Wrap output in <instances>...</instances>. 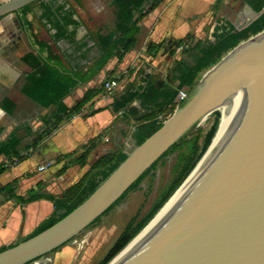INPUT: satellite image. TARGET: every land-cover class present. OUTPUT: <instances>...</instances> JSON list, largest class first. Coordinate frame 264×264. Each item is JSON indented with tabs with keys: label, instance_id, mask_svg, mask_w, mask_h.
I'll list each match as a JSON object with an SVG mask.
<instances>
[{
	"label": "crops",
	"instance_id": "0c3cea01",
	"mask_svg": "<svg viewBox=\"0 0 264 264\" xmlns=\"http://www.w3.org/2000/svg\"><path fill=\"white\" fill-rule=\"evenodd\" d=\"M43 3L44 0H38L37 5L31 7L29 4L21 10L20 26L14 15L0 22V146L12 132L19 139L16 154L0 153V250L30 237L54 212V204L49 199L23 201V198H28L31 191L62 197L89 171L98 157L123 147L122 143L134 132L137 114L144 111L139 99L131 104L136 108L135 112L128 109L115 111L114 98L100 90L79 112L63 119L50 131L47 129L44 120L53 115L56 105L43 106L25 93L33 71L31 55L38 57L40 51L41 58L49 57L67 73L81 77L95 62L99 48L95 36L88 34L83 12L79 11L81 8L67 5L49 7L48 10L42 7ZM92 4V15H107L103 0H94ZM148 7L145 4L142 11L134 48L121 61L112 57L90 80L79 81L64 97L66 106L76 104L87 90L100 89L98 80L104 73L110 74L105 80L118 76L122 88L129 84L143 88L157 80H163L162 85L169 83L177 61L169 65L166 55L174 57L173 47L179 41L190 47L188 51H178L185 52L187 59L183 62L189 63L198 53L193 48L195 44L205 45L215 35L241 29L259 16L246 0H161L152 10ZM110 10L113 23L108 31L116 27L115 7ZM70 15L74 23L68 24L65 35L57 38L54 21ZM145 42L146 48L150 42L161 43L159 54L150 56L147 49L142 54ZM145 60L151 64L142 63ZM129 69L130 74L127 73ZM124 74L126 76L122 78ZM178 100L179 95L176 102ZM161 118L159 115L158 119ZM87 147L90 151L83 159ZM12 155L24 156L17 165L5 167L4 163ZM47 163L46 168L39 170ZM7 185L9 191L4 189ZM74 245L64 244L52 251L45 261L41 259L34 263L73 264V254L80 247V244L76 248Z\"/></svg>",
	"mask_w": 264,
	"mask_h": 264
},
{
	"label": "water",
	"instance_id": "95a60500",
	"mask_svg": "<svg viewBox=\"0 0 264 264\" xmlns=\"http://www.w3.org/2000/svg\"><path fill=\"white\" fill-rule=\"evenodd\" d=\"M34 1L0 0V22L12 15L18 22L21 9ZM162 83L157 80L156 87ZM239 91L244 93L241 110L200 174L119 264H264V29L230 49L206 70L160 128L72 211L37 234L1 250L0 264L45 261L44 255L64 244L77 243L75 236L101 218L205 115Z\"/></svg>",
	"mask_w": 264,
	"mask_h": 264
},
{
	"label": "trees",
	"instance_id": "16d2710c",
	"mask_svg": "<svg viewBox=\"0 0 264 264\" xmlns=\"http://www.w3.org/2000/svg\"><path fill=\"white\" fill-rule=\"evenodd\" d=\"M160 1L161 0H113L112 4L116 10V27L114 30L108 31L104 34L100 33L96 36L99 54L97 55L95 62L85 70L81 77H78L75 73H67L60 67L58 62L52 61L49 57L41 58L39 55L40 51L38 57H33L31 55L30 63L33 71L29 76L30 86L25 93L43 106H49L51 104L56 105V110L53 115L44 120V124L49 131L51 128H55L63 119L70 118L73 114L79 112L87 102L99 93L101 89H89L85 92L84 96L71 107L66 106L63 102L64 97L69 94L79 81L90 80L112 57H116L118 61H121L125 54L134 48L137 34L140 30L139 21L143 16L142 11L145 9V4H148V8L152 10ZM246 1L256 12L259 13V16L255 20L241 29L224 31L219 35H215L213 40L205 45H201L200 43L195 44L193 48L198 51L196 57L189 63L183 62V60L177 61V66L174 67V75L171 81L161 85L160 88L156 87L154 81L146 84L143 88H135L132 84H129L126 86L123 93L114 98L112 106L115 111L128 109L135 112L136 108L131 104L136 99H139L141 106L144 107V111L137 114L135 118L136 125L134 126V132L131 137L127 139L122 148L98 157L92 163L89 171L67 189L62 197L56 198L53 195L33 193L31 191L28 198H23V201H33L37 198H46L51 200L54 204L53 214L40 224L31 236L49 227L72 211L91 192H93L98 184L104 180L137 146L160 128L163 121L158 119V116L161 115L166 108H172V110H174L177 105H180L183 102V100L176 102L179 90L183 89L190 92L193 89L194 84L201 77V74L212 67L225 53L237 46L243 40L248 39L250 36L257 34L264 29V0ZM42 7H47V9L50 10L49 7H54V5L53 3L45 2ZM57 7H63V4H58ZM73 23L74 20L71 15L66 16V18L55 20L53 23L57 28L55 36L60 38L65 35L67 25ZM71 35L72 32L69 33V36ZM181 42L182 41H179L173 47V50L181 44ZM152 47H155L158 50L161 47V43L156 45H153V43L149 44L147 51L150 52ZM189 49L190 47L186 50ZM5 101L13 105L9 99H6ZM201 133V129H197V140L194 142L187 164L180 176L170 185L161 199L139 221L134 222V219L129 221L106 255L96 264H107V262L141 230V228L150 220V218H152L156 211L184 180L198 158L199 146L197 141L201 137ZM184 139L185 137L182 138L180 142ZM18 141L19 139L17 138L16 133L12 132L0 146V153L3 152L6 155L16 154ZM179 143L174 144L169 150L176 147ZM86 149L87 150L82 157L83 159H85L86 154L90 151V148L87 147ZM169 150H167L160 159L166 156ZM157 163L158 160L154 162L151 167H149L128 188V190L122 194V196L104 213V215L131 190L137 188L142 179H144V177L155 168ZM4 189L9 191L10 188L7 185ZM99 219L100 218L96 219L92 224L96 223ZM3 249L5 248H2L1 250Z\"/></svg>",
	"mask_w": 264,
	"mask_h": 264
},
{
	"label": "rangeland",
	"instance_id": "374dc122",
	"mask_svg": "<svg viewBox=\"0 0 264 264\" xmlns=\"http://www.w3.org/2000/svg\"><path fill=\"white\" fill-rule=\"evenodd\" d=\"M37 1L38 0L32 2L31 7L37 5ZM93 1L94 0H80V2H75L74 0H68V4L72 3L73 7H76V9L81 8L79 11L81 13L83 12L84 20L88 25V34L97 38L96 36L98 34L107 32V28H112L113 17L110 14V5H106L105 0H103V3L104 7L107 9V15H92L90 11L92 9H90V7H94L92 4ZM109 14L110 16H108ZM99 24L100 27L98 26ZM40 37L43 38L42 35ZM46 38H49V36L46 35ZM146 42L142 45V54H145V49H148L149 44H157L155 42H150L147 44L146 48ZM156 50L157 49L155 47H152L151 51L148 52L146 50V53L150 56H155L159 52V49L157 51ZM184 53L185 52L180 53L178 50L176 51V49H174V57L166 55V60L169 65H172L173 61L186 60L187 58H185ZM148 55L147 57H149ZM142 63L151 64V61L148 62L145 60V62L142 61ZM130 72L131 71L129 69L127 73L130 74ZM109 75V73H104V75L98 80V86L100 87L101 92L105 93V95L115 98L116 96H119L125 88H122L120 85L119 88L111 92H105L101 85L105 80L104 78ZM124 76H126V74H124L122 78H124ZM123 83L125 82L123 81ZM173 111L174 110H172V108H166L161 114V120L164 121L166 116L169 117ZM211 123V121L204 124L199 123L182 142L169 150L168 154L160 159L155 168L150 171L144 179H142L137 188L131 190L96 223L88 226L75 236L74 239L77 243H75L76 245L73 243V245L76 248L78 243H80V247L73 254V264H96L106 255L129 221L132 219H134V222L139 221L161 199L170 185L180 176L186 166L194 142L197 140V129L200 128L202 132L201 137L197 141L199 146V155L204 143L207 142L212 135L213 128L210 127ZM200 139L201 141H199ZM126 141L127 139H125L122 145H124ZM51 253L52 252L44 255L42 258L45 259ZM31 264H35L34 261L31 262ZM39 264H42V262L39 261Z\"/></svg>",
	"mask_w": 264,
	"mask_h": 264
},
{
	"label": "bare ground",
	"instance_id": "6f19581e",
	"mask_svg": "<svg viewBox=\"0 0 264 264\" xmlns=\"http://www.w3.org/2000/svg\"><path fill=\"white\" fill-rule=\"evenodd\" d=\"M244 102V93L239 91L233 94L229 99L225 100L216 109L205 115L200 124L212 122L210 127L213 128L211 137L204 143L203 148L188 175L184 178L181 185L174 191L170 199L157 212L153 219L141 230V232L108 264H119L127 254L144 239L155 226L163 219L169 210L186 192L195 178L200 174L203 165L211 158L216 148L223 139L226 131L238 116ZM203 127V126H202ZM209 127V128H210ZM200 129V128H199ZM201 141V139L199 140Z\"/></svg>",
	"mask_w": 264,
	"mask_h": 264
},
{
	"label": "built area",
	"instance_id": "2783aa9c",
	"mask_svg": "<svg viewBox=\"0 0 264 264\" xmlns=\"http://www.w3.org/2000/svg\"><path fill=\"white\" fill-rule=\"evenodd\" d=\"M189 47L188 44L186 43H181L179 44L177 47H175L176 50L178 51H182V50H185ZM119 77L116 76V77H112V78H109V79H106L104 82H103V85H102V88L106 91V92H111L115 89H117L119 87ZM188 95V91L187 90H179V100L178 101H181V100H184ZM178 106V105H177ZM176 106V107H177ZM175 107V108H176ZM170 117V115H169ZM168 118V116H166L165 120ZM164 120V121H165ZM26 155V153L24 154ZM24 155H17V156H11L10 160L6 161L4 163L5 167H13L15 165H17L21 158L24 156ZM49 165V163L45 164V165H41L39 167V170H42L44 168H46L47 166Z\"/></svg>",
	"mask_w": 264,
	"mask_h": 264
},
{
	"label": "flooded vegetation",
	"instance_id": "af4514ba",
	"mask_svg": "<svg viewBox=\"0 0 264 264\" xmlns=\"http://www.w3.org/2000/svg\"><path fill=\"white\" fill-rule=\"evenodd\" d=\"M75 2H77V1H79L80 2V0H74ZM106 1V5H110V7H113L112 6V3H113V1L112 2H109V0H105ZM44 2H49V3H53V5L55 6V7H57L58 6V4H61V3H63V7H67V5H68V7H73V4L72 3H70V4H68V0L67 1H63V0H44ZM26 7H28V5L27 6H25V7H23L21 10H23V9H25Z\"/></svg>",
	"mask_w": 264,
	"mask_h": 264
}]
</instances>
